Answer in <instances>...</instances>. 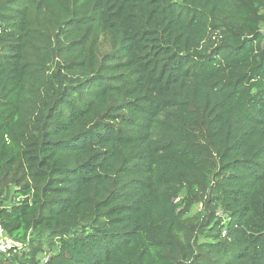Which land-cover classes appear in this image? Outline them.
Returning <instances> with one entry per match:
<instances>
[{"label":"trees","instance_id":"trees-1","mask_svg":"<svg viewBox=\"0 0 264 264\" xmlns=\"http://www.w3.org/2000/svg\"><path fill=\"white\" fill-rule=\"evenodd\" d=\"M0 221V264H264V0H0Z\"/></svg>","mask_w":264,"mask_h":264},{"label":"built area","instance_id":"built-area-1","mask_svg":"<svg viewBox=\"0 0 264 264\" xmlns=\"http://www.w3.org/2000/svg\"><path fill=\"white\" fill-rule=\"evenodd\" d=\"M226 233V231L224 232ZM21 244L18 243L15 239H13L11 236H9L1 221H0V254H6L7 256H9L11 254V251H13V249L15 250L16 247H20ZM50 258V255L47 254L45 261H47Z\"/></svg>","mask_w":264,"mask_h":264},{"label":"rangeland","instance_id":"rangeland-1","mask_svg":"<svg viewBox=\"0 0 264 264\" xmlns=\"http://www.w3.org/2000/svg\"><path fill=\"white\" fill-rule=\"evenodd\" d=\"M201 209H202V205H201V204H200V205H196V206L193 208L191 214H195L197 211H199V210H201Z\"/></svg>","mask_w":264,"mask_h":264}]
</instances>
